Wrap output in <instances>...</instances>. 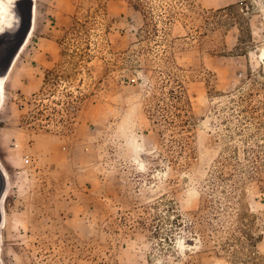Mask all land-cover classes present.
<instances>
[{
	"label": "rangeland",
	"instance_id": "374dc122",
	"mask_svg": "<svg viewBox=\"0 0 264 264\" xmlns=\"http://www.w3.org/2000/svg\"><path fill=\"white\" fill-rule=\"evenodd\" d=\"M0 157L4 264H264V0H37Z\"/></svg>",
	"mask_w": 264,
	"mask_h": 264
},
{
	"label": "bare ground",
	"instance_id": "6f19581e",
	"mask_svg": "<svg viewBox=\"0 0 264 264\" xmlns=\"http://www.w3.org/2000/svg\"><path fill=\"white\" fill-rule=\"evenodd\" d=\"M18 1L19 0H0V34H4L5 32H8L11 29H15L17 27V25L19 24V22H20L19 17L17 15H15L16 13H15L14 7H13L14 3L18 2ZM32 1L35 2L33 27L31 29L30 34L28 35V38L26 39L25 43L22 45L18 54L14 58V61L12 63V66H11L9 72L4 76L0 75V103H3L5 100L6 87H7L8 79L11 76L12 72L14 71L15 65H16V63H17V61H18V59L22 53V50H23L24 46L27 44V42L30 40V38L33 36L35 29H36L37 0H32ZM3 28H6V29L2 30ZM13 82H15V81H13ZM0 166L4 169L6 177L8 179V188H7V191L5 192V194L2 198V205H5V198L7 196L10 183H9V173H8L7 167H6V165L3 162L1 157H0ZM3 214H4V219H3L2 224L0 226V244H1V241L3 238L2 232L6 226V219H7L5 208L3 209ZM0 264H4L1 259H0Z\"/></svg>",
	"mask_w": 264,
	"mask_h": 264
},
{
	"label": "water",
	"instance_id": "95a60500",
	"mask_svg": "<svg viewBox=\"0 0 264 264\" xmlns=\"http://www.w3.org/2000/svg\"><path fill=\"white\" fill-rule=\"evenodd\" d=\"M19 1L15 2L14 6H13L15 13L19 17V20H20V22H19L20 24H18V28L23 23H25V26H24V29H23L22 36L19 39V41H18V43H17V45L15 47V50L11 54V56H10L8 62H7V65L5 66L3 71H0V75H3V76L6 75L9 72V70H10V68L12 66V63L14 61V58L18 54V52H19L20 48L22 47V45L25 43V41L28 38V35L30 34V31H31V29L33 27L35 2H33L31 0L30 5H29L28 14L25 16L20 10V2ZM1 35L3 36V34H1ZM7 188H8V179L6 177L4 169L0 166V226H1L2 221L4 219L3 209L5 208V205H2V198H3L4 194H5V192L7 191Z\"/></svg>",
	"mask_w": 264,
	"mask_h": 264
}]
</instances>
